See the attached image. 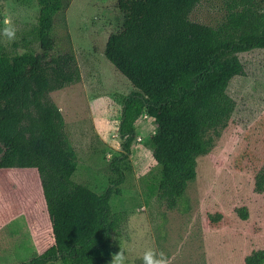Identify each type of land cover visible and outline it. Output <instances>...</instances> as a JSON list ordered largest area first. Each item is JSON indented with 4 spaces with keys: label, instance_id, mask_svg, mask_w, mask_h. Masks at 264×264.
<instances>
[{
    "label": "rangeland",
    "instance_id": "374dc122",
    "mask_svg": "<svg viewBox=\"0 0 264 264\" xmlns=\"http://www.w3.org/2000/svg\"><path fill=\"white\" fill-rule=\"evenodd\" d=\"M252 1L201 0L189 19L217 28L229 9ZM62 3L52 33L55 51L73 50L81 79L50 98L75 151L72 181L99 194L113 179L111 160L122 152V100L133 90L103 55L121 14L118 0ZM37 14L35 0H0V44L8 53L35 46L30 31ZM238 57L243 75L227 89L233 110L206 133L207 151L197 158L196 178L174 209L156 195L159 170L148 144L155 126L139 116L128 162L119 166L125 174L121 194L110 201L112 214L122 221L108 264H245L246 257L264 251V191L254 187L264 165V50ZM52 245L37 171L0 170V264L27 261Z\"/></svg>",
    "mask_w": 264,
    "mask_h": 264
},
{
    "label": "trees",
    "instance_id": "16d2710c",
    "mask_svg": "<svg viewBox=\"0 0 264 264\" xmlns=\"http://www.w3.org/2000/svg\"><path fill=\"white\" fill-rule=\"evenodd\" d=\"M200 1L118 0L121 26L103 55L133 90L122 100V152L111 160L113 179L99 194L72 181L75 151L50 98L81 79L73 50L55 51L52 33L62 0H35V46L10 54L0 44V170L37 171L53 237L44 253L18 264L109 263L122 221L110 201L121 194L125 174L119 166L128 162L141 114L155 126L148 144L159 170L156 195L168 209L177 207L196 178L197 158L207 151L206 133L233 110L227 89L243 75L238 54L264 50V0L232 7L217 28L189 19ZM254 187L264 191V165ZM244 263L264 264V251Z\"/></svg>",
    "mask_w": 264,
    "mask_h": 264
}]
</instances>
